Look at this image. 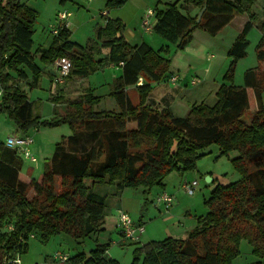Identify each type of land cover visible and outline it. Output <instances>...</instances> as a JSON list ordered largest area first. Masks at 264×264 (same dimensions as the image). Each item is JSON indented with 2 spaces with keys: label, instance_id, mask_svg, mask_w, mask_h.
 Instances as JSON below:
<instances>
[{
  "label": "trees",
  "instance_id": "obj_1",
  "mask_svg": "<svg viewBox=\"0 0 264 264\" xmlns=\"http://www.w3.org/2000/svg\"><path fill=\"white\" fill-rule=\"evenodd\" d=\"M182 1L199 10L205 8L199 21L197 15L183 13L178 1L153 9L152 32L176 49L188 45L196 28L215 35L235 15L247 16L227 52L231 60L216 91V101L212 105L193 104L186 116L146 103L152 83L167 72L170 58L163 52H170L168 46L155 50L145 42L131 45L117 35L124 24L106 19L94 44L70 40L69 29L57 25L58 32L52 34L48 47L37 52L32 50L37 11L21 0H0V113L8 114L22 135L62 124L71 130L44 160L40 180L29 182L19 177L20 155L0 142V264L19 257L29 239L36 236L46 241L65 233L81 244L97 235L103 230L107 197L97 193L95 186L115 185L117 196L125 188L146 193L175 170L195 169V160L201 156L198 151L211 143L219 147L220 155L238 152L231 161L241 178L214 186L203 202L206 213L197 218L196 226L185 237L135 243L131 264H231L242 239L259 258L256 264H264V0L258 2L259 13L253 9L258 0ZM123 3L108 0L106 7ZM253 25L261 33L255 47L257 65L244 71L243 85L238 86L233 83L234 70L246 55V35ZM97 46L106 50L103 56H97ZM58 57L71 61L67 77L71 83L49 95L54 114L44 119L35 109L36 101L29 100L18 82L27 77L22 67L34 81L44 73L51 76L46 69ZM109 63L121 69L109 93L118 110H98L101 97L89 86L81 88L80 81ZM139 77L141 84H137ZM74 84L78 88H71ZM128 86L137 92L135 103ZM252 108L251 118L243 120ZM30 190L32 196H28ZM146 205L147 200L142 206ZM109 243L96 242L88 252L79 251L65 262L119 264L106 254Z\"/></svg>",
  "mask_w": 264,
  "mask_h": 264
},
{
  "label": "crops",
  "instance_id": "obj_2",
  "mask_svg": "<svg viewBox=\"0 0 264 264\" xmlns=\"http://www.w3.org/2000/svg\"><path fill=\"white\" fill-rule=\"evenodd\" d=\"M61 1L63 3L65 0H61ZM107 1L108 0H106L104 3V8L100 10V16L102 19L101 26L105 25L106 19H118L124 24V29L121 32H118L117 35H122L123 38L129 44L137 45L142 42H145L152 49L155 50L164 46H168L169 51H175L174 55L170 58L171 70L169 69L159 81L152 83V88L146 97L147 104L159 110L168 109L175 116H186L189 112L191 105L199 104V103H206L208 105H212L216 101V91L219 88V86L223 83V81L219 82L217 80L216 75L210 78V64H209V68L207 67L198 72L199 74L197 75L200 76H196L198 79L197 82L191 83L192 78L189 79L188 81L187 73H186V71L188 72L189 70L190 64L189 62H187L188 64L185 63V61L183 62L182 59L185 57L184 60L189 61L190 59L202 60L203 58H206L207 61H210L212 55L210 56V53L208 54L207 52L208 50H210V38L213 39L216 38L217 40H219L220 41L219 45L223 47L222 49L226 54L225 57L228 56L227 52L229 48L231 47L235 38L242 30L244 24L247 21V16L245 14L235 15L234 18L231 20V22L227 24L225 27H223L215 35H210L204 30L196 28L192 32V38L188 43V45L183 50L178 51L177 49H175V46L173 49V47H170L171 44H169L164 38L152 32V28L150 30H145L142 27V18L144 17V14L147 12L148 9L162 8L164 3H172L175 1H178V5L181 6L180 10L183 13L189 14L190 16L198 15V13L202 9L199 10V8L193 5H185L182 0H123L124 3L122 6L113 7V8L106 7ZM56 11L58 12L63 10L57 9ZM68 13L69 16H71L70 12ZM150 19H151L150 27H152L155 22L154 15L150 17ZM66 21L68 22V25L66 27L69 29L71 33L72 23L68 20V18L66 19ZM57 25H59V23ZM49 44H50V40L47 43L39 42L38 44H35L33 42L32 50H36L38 52L39 49H44L48 47ZM80 45H85V44H80ZM224 60H226V58H224ZM36 61L40 66H42V64L39 62L38 56H36ZM22 69L25 71L27 77L25 79H21L18 82V85L22 90H24L27 93L30 101H36V99L35 100L32 99L33 95L36 93L35 91L36 88L39 89L41 88V91H38V95H41V97L39 98L37 96V99H42L41 101H43L44 98L46 101V99L48 100L47 98L48 95L55 93L56 90L60 89L63 85H65V88L70 86L71 83V81L66 78L64 84H62L61 86L53 87V78L56 73L53 63L51 66H49L46 69V70L50 69L51 76L46 75L44 73L35 81L33 80L31 73L28 70H26L23 67ZM100 69L102 70L101 71L97 70L96 74L101 73L102 76L106 75L107 81L104 80V82L99 85H103V86L107 85L108 87L106 88V92H104L102 95H99L101 97V100L97 105V109L118 110V105L114 97L110 96L109 93H110V84L115 77L121 74V69L118 65L112 63L105 64ZM246 69H244V71ZM236 74L237 73L235 71L234 78L236 77ZM174 75H177L178 78L176 81L172 82L170 80V77ZM242 79L243 78L240 75V78L234 80L235 85L238 86L243 85ZM43 80L47 81V85H45ZM187 83H189L191 89L187 87L188 86ZM47 86L49 88V91L45 93L44 90H46L45 87ZM92 90L94 93L96 87H92ZM126 90L129 94L131 101L134 103L137 102L138 95L137 92L134 90L133 86L126 87ZM248 91L249 93L252 92L251 89H248ZM41 92H43L44 94H42ZM209 99H211L210 100L211 103L207 102L209 101ZM105 100H109V101H105ZM45 104L46 105L41 109V111H43V109L46 108V112L45 114L42 112L40 113V115L42 116V118L45 119L51 118L54 114L53 104L49 100L46 101ZM254 110L255 108H252L251 112H253ZM15 129H16L15 135H22V133L17 128ZM34 130H36L35 134H33ZM68 130L69 129H66L62 124L59 126L51 127L49 129L43 127L35 128L27 133L33 139V142L30 145V150L35 156L36 161L31 162L24 158L21 159L22 165L19 171V177L21 180H23L24 182H29L32 179L40 180L43 173V164H44L43 159L49 158L52 155L55 143L58 142L63 136H67L68 134L66 135V133H69ZM8 135H12V133L9 132L7 136ZM38 156L41 158L40 161H37ZM210 182L213 183V179ZM216 184L218 183L211 184L208 186V188L209 189L211 188L212 190ZM138 191L142 192L141 190L138 189H135V191L132 190L130 191V188H125L124 190H122L121 194L116 199L114 206L106 207L105 216L101 226L103 230L97 233V235L93 236L96 242H99L98 239L100 235H104L108 232L107 239L109 240L114 239V241L115 240L118 241L117 242L118 244L125 243L122 239L121 232L117 227L118 209H122L128 212L129 215L130 214L139 215L138 219H134L132 217L131 218L134 221V223L143 225L144 229L141 234H143L144 232L146 233L148 237L146 242L157 239L161 240L168 236L183 238L192 228L196 226L197 218L206 213V209H204L206 207L204 206L203 203L205 198H203L202 206H199V210H196L197 207L194 209L192 207V204L190 203L180 205L179 201L176 198H174V203L168 210H164L162 206L158 207L155 205V208H157L159 214H152L151 211L153 210L148 208L145 214L141 216L143 198L138 193ZM169 193L173 195V197H175L173 194V190L172 191L169 190ZM144 194L145 193L142 192V195ZM153 200L155 204V198ZM151 201L152 199H150V202ZM149 215H153V216H149ZM114 231L118 235L116 238H113ZM83 242L79 245H82ZM137 244H141L140 237H139V242ZM80 247L81 246H75V249L77 250L79 249L78 251H80ZM28 248H29V241L25 252L21 253L19 255V258L23 254L27 253ZM90 249L91 248L83 251L88 252ZM113 250L114 247H112L111 249H107L106 251L107 256L120 263V256H118V254H115ZM67 254L71 256L69 253ZM20 262H21L20 264H26L27 260L20 258ZM61 264H67V263L63 262Z\"/></svg>",
  "mask_w": 264,
  "mask_h": 264
},
{
  "label": "rangeland",
  "instance_id": "obj_3",
  "mask_svg": "<svg viewBox=\"0 0 264 264\" xmlns=\"http://www.w3.org/2000/svg\"><path fill=\"white\" fill-rule=\"evenodd\" d=\"M21 1L26 3L29 7L35 9L38 13L34 23V30L32 35L33 42L35 44H38L39 42L47 43L49 40L51 41V38L53 37L52 29L57 27V24L59 23L56 17L57 9L70 12L71 14V16L67 17L68 20L72 23L70 40L78 42L79 44H89L90 42L94 44V42L98 40L97 31L98 28L101 26V20H102L100 16V10L104 8V3L106 0H65L63 3L61 0H21ZM258 2L261 3L262 0H258L254 4L253 9L259 13L260 6ZM260 34L261 33L259 29L256 27V25H253L248 31L246 35V38L248 40L246 55L245 57L238 60L237 65L235 66L234 73L235 71L237 73L235 77L236 79L240 78V75L243 78L244 69L249 67H254L257 65L255 47L260 37ZM219 42L220 41L217 40L216 38L214 39L210 38V50L207 51L208 54L210 53V56L212 55L210 61H207L206 58H203L202 60L190 59L189 61L184 60L185 57L182 59L183 62L184 61L185 63L189 62L190 64V67L188 66L189 67L188 72L186 71L188 81L191 78L192 80L193 79L198 80L196 77V76H200L197 75L199 74L198 72L207 67L209 68V64H210V78L216 75L217 80L219 82L223 80V75L226 69L228 68L231 57L229 56L225 57L226 54L222 49L223 47L219 45ZM174 46L175 45L173 44L170 45V47H173V49ZM96 48L99 49L97 56H103L106 53V50L103 49L101 46H97ZM183 49H177V50L179 51ZM163 53L166 57L171 58L174 55L175 51H170L168 53L169 55L166 52ZM224 58H226V60H224ZM170 67H171V60L169 61V66L167 71L170 69ZM101 70L102 69H99V71ZM96 73H97L96 71L92 72L87 76V78L81 80L80 87L81 88L87 86L91 88L96 87L94 94L99 96L102 95L104 92H106V88L108 86L107 85L103 86L99 84H102L104 80L107 81V77L106 75L102 76L101 73L99 74ZM235 78L233 77L234 84H235L234 80H236ZM44 83L45 85H47V81H44ZM76 85L77 84L71 85V88H78V85L77 86ZM187 85L188 88L191 87L189 83H187ZM45 88L46 90H44V92L47 93L49 91V88L48 86ZM35 91L36 93L32 97V99L34 100L36 99L35 109L39 113L43 112L45 114L46 108H44L43 111H41V109L46 105L45 102L48 100L46 99L45 101L44 98L43 101H41L42 99H37V96L39 98L41 97V95H38V91H41V88L40 89L36 88ZM41 93L44 94L43 92ZM250 95L252 96V92H250ZM261 96H262V101H264V91H262ZM210 100L211 99H209V101L207 102L211 103ZM105 101H109V100H105ZM58 107L60 112H62L61 105H59ZM252 113L253 112H251V110H248L246 112V115L243 117V120H249L251 118ZM63 125L66 129H69L68 130L69 133H66V135L71 134V130L69 126L67 124H63ZM15 128L16 125L14 121L8 116V114L0 113V142L5 143V140L7 138L6 136L9 132L12 134H16ZM43 128L49 129L51 127H43ZM35 133L36 130L33 131V134ZM198 153H200L201 156H199L195 160V165H196L195 169L186 170V171L175 170L164 177L161 185H154L144 195H142V192L138 191V193L143 198L142 204L144 201L147 200V205L145 207L142 206L141 216L145 214L148 208L153 210L151 211L152 214H159V211L157 210V208H155L153 199L161 190H165L168 192L169 190L170 191L173 190V194L175 196L174 198H176L179 201L180 205L190 203L192 204V207L194 209L197 207L196 210H199V206H202L203 198L207 199L210 195L211 188L210 189L208 188L209 185L214 183L229 184L231 182H236L241 178V173L234 167L231 161L233 157L238 155L237 151H230L227 154L220 155L219 147L216 144L211 143L205 146L202 150L198 151ZM37 158H38L37 161H40L41 158L39 156ZM44 160L45 159H43V161ZM207 175H209L213 179V183L206 181ZM192 180H197L198 188L195 190L193 195H188L181 190V184L184 181L189 182ZM131 190L135 191V189H130V191ZM95 191L102 195H106L107 197L106 207L114 206V203L119 196L116 195L115 185L112 184H102L95 186ZM32 195L33 192L30 190L28 192V196H32ZM150 199H152L151 202ZM204 209H206L207 211V207ZM130 215L134 219L139 218V215L137 214H130ZM149 216H153V215H149ZM113 236H114L113 238H116L118 236L115 231L113 232ZM139 237L141 244L146 242L148 238L145 232L143 234H140ZM107 238H108V232L104 235H100L98 241L100 243H105L109 240ZM95 242H96L95 238L88 237L84 240L82 245H79V243H77L75 239H73L71 236L65 233H58L52 235L46 241H43L38 236H36L34 238L29 239L28 251L27 253L23 254L20 258L27 260L26 264H61L63 263V261H59L58 259L55 258L54 256L55 252L61 251L63 254L69 257L67 253L73 255L79 252L78 251L79 249L78 250L75 249V246H81L80 251H83L94 247ZM109 242L110 243L108 249L114 247L113 251L115 252V254H118V256H120L119 264H131L134 257L133 251L134 248L136 247L135 246L136 244L128 243L125 241H124L125 243L118 244L117 243L118 241L116 240L114 241V239L109 240ZM138 242L139 240L136 243ZM238 249H239L238 255L231 260V264H256V262L259 260V258L256 255H254V253L252 252L251 245L248 243L247 240L242 239L239 242Z\"/></svg>",
  "mask_w": 264,
  "mask_h": 264
},
{
  "label": "built area",
  "instance_id": "obj_4",
  "mask_svg": "<svg viewBox=\"0 0 264 264\" xmlns=\"http://www.w3.org/2000/svg\"><path fill=\"white\" fill-rule=\"evenodd\" d=\"M154 15L153 9H148L147 12L144 14L142 18V27L145 30H150L151 26V19ZM69 13L66 11H58L56 17L59 21V25H64L65 27L68 25L66 21ZM58 27L52 29V34H57ZM53 65L55 67V76L53 78V87H57L62 85L71 69V61L67 57H58L53 61ZM178 78L177 75L170 77L172 82L176 81ZM197 80L193 79L191 83H196ZM142 83V78L139 77L137 84ZM1 94V92H0ZM33 139L30 135H8L5 140V145L7 147L13 148L17 151L21 158L27 159L31 162H35L36 158L30 150V145L32 144ZM198 188L197 180H192L189 182L184 181L181 184V189L184 193L188 195H193L195 190ZM174 203V197L169 192L165 190H161L155 197V205L160 207L162 206L164 210H168ZM117 226L121 232L122 239L128 243H136L139 240V235L143 232V225L136 224L132 220L131 216L128 212L124 210L117 211ZM33 237V235H30ZM55 258L59 261L65 262L67 260V255L63 254L62 252H55ZM7 264H20V258L18 256H13L12 258H8L6 261Z\"/></svg>",
  "mask_w": 264,
  "mask_h": 264
},
{
  "label": "water",
  "instance_id": "obj_5",
  "mask_svg": "<svg viewBox=\"0 0 264 264\" xmlns=\"http://www.w3.org/2000/svg\"><path fill=\"white\" fill-rule=\"evenodd\" d=\"M204 9H205V8L203 7L202 10L198 13V15H197V21L200 20L201 15H202ZM211 180H212V178H211L210 176H207V177H206V181H207V182H210Z\"/></svg>",
  "mask_w": 264,
  "mask_h": 264
}]
</instances>
